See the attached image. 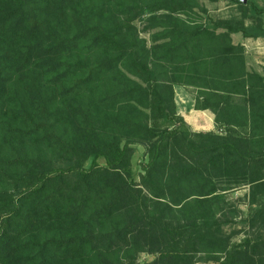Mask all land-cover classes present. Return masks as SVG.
<instances>
[{"label": "trees", "instance_id": "16d2710c", "mask_svg": "<svg viewBox=\"0 0 264 264\" xmlns=\"http://www.w3.org/2000/svg\"><path fill=\"white\" fill-rule=\"evenodd\" d=\"M112 1L0 0V264H264V73L232 38L264 29L150 0L148 46ZM175 84L199 89L222 134L190 130ZM243 188L254 236L233 244L227 195Z\"/></svg>", "mask_w": 264, "mask_h": 264}, {"label": "rangeland", "instance_id": "374dc122", "mask_svg": "<svg viewBox=\"0 0 264 264\" xmlns=\"http://www.w3.org/2000/svg\"><path fill=\"white\" fill-rule=\"evenodd\" d=\"M148 1L150 0H113L111 6L116 10V14H119L118 17L120 18L121 23L124 24V26L131 25V27L136 30L139 37L145 39L148 46H151L152 30H148L149 25L147 22L150 14H148L143 8L144 4L148 3ZM199 1L201 6L206 9L207 12L205 13L201 11V8H197L196 12L199 16L195 19L198 21H203L205 23L209 20V18L217 21H244L246 26L257 27L258 25L264 29V0H251L256 2L258 11L262 12L261 16L260 14H257L259 18L253 16L250 11L247 12V15H245L240 5L232 4L227 1ZM138 5L140 7H138ZM120 9L125 11L122 12ZM235 36V41H241L244 39L242 34H237ZM258 40L262 42V45L257 46V52H262L256 53L253 51L252 53H249L248 58L246 55V61L250 63L252 71H255V67L257 66L264 69L263 64H261V61L264 62V38H258ZM257 60L259 62H257ZM172 125V123H167L165 124V127H172ZM132 149L131 169L136 182L140 183L141 177L145 174L144 167L146 166L149 158L147 155V147L144 145H135ZM91 164H98L101 167L106 166L104 159H98L95 162L89 160L85 163V166L89 167ZM227 198L229 204L226 209L228 216L232 218V220L224 227V234L231 238V242L233 244L241 243L247 237L254 236V231L246 222L251 208L248 199V189L243 188L232 190L228 193ZM157 257L158 255L142 252L137 255V260L139 264H149ZM195 264H212V261L207 254L200 253L197 256Z\"/></svg>", "mask_w": 264, "mask_h": 264}, {"label": "crops", "instance_id": "0c3cea01", "mask_svg": "<svg viewBox=\"0 0 264 264\" xmlns=\"http://www.w3.org/2000/svg\"><path fill=\"white\" fill-rule=\"evenodd\" d=\"M233 42L235 45H241L245 50V58L249 53L255 51L256 53L262 52L257 49L262 42L258 39L244 38L241 41H235L236 36L233 35ZM254 52V53H255ZM247 62V61H246ZM257 62H259L257 60ZM264 66V62L261 61ZM247 68L252 71L250 63L247 62ZM264 69L255 67V72L263 74ZM175 104L177 108L178 116L184 119L190 130L194 133H217L222 134L223 128L219 129V125L216 123V115L211 109H197V101H202V97L199 95V89L193 86L175 84ZM241 136H249L250 127L245 126L237 129Z\"/></svg>", "mask_w": 264, "mask_h": 264}]
</instances>
